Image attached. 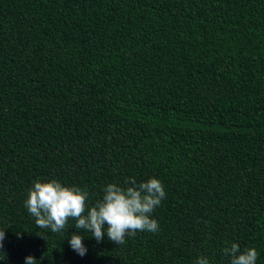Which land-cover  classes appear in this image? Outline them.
Returning a JSON list of instances; mask_svg holds the SVG:
<instances>
[{
    "label": "trees",
    "instance_id": "trees-1",
    "mask_svg": "<svg viewBox=\"0 0 264 264\" xmlns=\"http://www.w3.org/2000/svg\"><path fill=\"white\" fill-rule=\"evenodd\" d=\"M159 178V231L80 256L25 207ZM0 264H264V0H0ZM20 234L19 237L17 234ZM42 235H38V234Z\"/></svg>",
    "mask_w": 264,
    "mask_h": 264
},
{
    "label": "clouds",
    "instance_id": "clouds-1",
    "mask_svg": "<svg viewBox=\"0 0 264 264\" xmlns=\"http://www.w3.org/2000/svg\"><path fill=\"white\" fill-rule=\"evenodd\" d=\"M124 185L108 183L102 189V197L91 204L86 188L65 185L56 178L36 179L24 203L35 217V224L39 228L50 229L52 233H62L69 228V220H74L73 226L77 231L71 235L69 245L83 256L87 248L80 230L90 233L97 242H102L106 233L108 240L117 245L124 244L126 237H135L137 232L159 231V223L152 213L166 197L163 182L157 177L143 182H137L135 177H126ZM17 235L19 237L20 234ZM4 239L5 228L0 229V252H4ZM222 252L230 257V264H257L259 256L256 247L241 250L235 242L225 246ZM0 259L5 258L0 256ZM37 261L33 255L25 258V264H37ZM195 264H210V260L201 255Z\"/></svg>",
    "mask_w": 264,
    "mask_h": 264
}]
</instances>
